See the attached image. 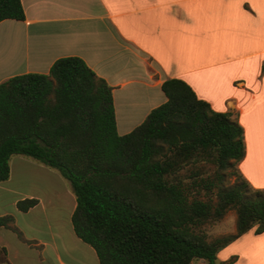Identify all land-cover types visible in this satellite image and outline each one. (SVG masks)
<instances>
[{
    "label": "trees",
    "instance_id": "trees-1",
    "mask_svg": "<svg viewBox=\"0 0 264 264\" xmlns=\"http://www.w3.org/2000/svg\"><path fill=\"white\" fill-rule=\"evenodd\" d=\"M23 18L20 0H0V21ZM161 89L165 102L119 134L112 87L78 56L0 82V182L13 155L59 171L76 199L73 230L99 264H231L218 263V251L253 227L264 231V188L238 168L243 127L180 78ZM226 176L234 183L223 186ZM37 203L23 198L16 207ZM229 210L235 233L209 239L204 225ZM12 221L0 216V226Z\"/></svg>",
    "mask_w": 264,
    "mask_h": 264
},
{
    "label": "crops",
    "instance_id": "crops-1",
    "mask_svg": "<svg viewBox=\"0 0 264 264\" xmlns=\"http://www.w3.org/2000/svg\"><path fill=\"white\" fill-rule=\"evenodd\" d=\"M20 1L24 18L0 21V82L48 73L58 58L78 56L112 87L117 131L125 134L165 102L163 81L180 78L243 127L239 171L252 187L264 188V0ZM15 161L53 179L47 167L11 157L9 178L0 182V201L9 194L13 206L0 210L13 217L0 226L6 263L99 264L94 248L73 230L76 199L69 184L61 183L66 218L49 223L39 213L44 200L12 185ZM23 198L38 203L23 212L16 207ZM230 258L231 264H264V231L253 227L217 253L218 261Z\"/></svg>",
    "mask_w": 264,
    "mask_h": 264
},
{
    "label": "rangeland",
    "instance_id": "rangeland-1",
    "mask_svg": "<svg viewBox=\"0 0 264 264\" xmlns=\"http://www.w3.org/2000/svg\"><path fill=\"white\" fill-rule=\"evenodd\" d=\"M15 156V155H14ZM24 158L29 159L30 161H34L35 163L41 164L48 169H50L53 174H50L53 179L46 178L42 174L38 175L36 172H33L31 170L30 164L27 162H23L24 164H20L18 162H14L13 166V179H12V185L18 186L21 191L25 192H33L35 194H38L40 198L44 200V207L43 210H39L40 214H43L46 212L47 220L49 218L50 220H53L55 218H59L61 220H64L67 215V207H69V201L67 198H64L61 195V192L63 190V187L61 183L67 185L69 181L65 179L59 171H57L54 168L48 167L39 161L28 157L24 155H19ZM56 175V176H55ZM62 181L59 182L58 178ZM235 176H226L223 180L222 185L223 186H229L232 183H234ZM4 199L0 201V210L6 209V210H13V206L10 204L11 202V195H5ZM64 198V199H63ZM61 200V201H60ZM61 203V204H60ZM63 206V208L61 207ZM235 215L234 210L227 211V213L218 221L209 222L204 225V230L207 233V236L209 239H212L217 236H222L229 234L230 231L233 228V220ZM236 219V218H235ZM223 249V248H222ZM220 249L218 253L222 250ZM229 260H232L231 258ZM5 259L3 254L0 252V264H5ZM220 263L221 261H218ZM233 262V260H232ZM193 264H205L200 259L194 260Z\"/></svg>",
    "mask_w": 264,
    "mask_h": 264
}]
</instances>
